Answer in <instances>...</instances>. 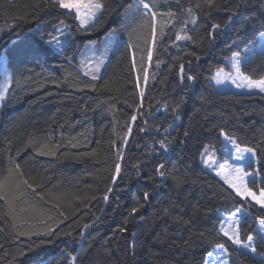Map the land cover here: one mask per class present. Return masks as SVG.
I'll use <instances>...</instances> for the list:
<instances>
[{"label": "trees", "instance_id": "trees-1", "mask_svg": "<svg viewBox=\"0 0 264 264\" xmlns=\"http://www.w3.org/2000/svg\"><path fill=\"white\" fill-rule=\"evenodd\" d=\"M159 1L171 5L177 21L190 20L187 9L193 10L195 27L188 23L181 33L190 40H176L178 24L163 28V37L156 27L153 46L150 15L141 9L123 19L137 0H103L104 19L89 30L65 9L44 11L33 6L34 0H0V83L11 77L0 108V176L19 165L34 186L42 182L43 188L35 194L27 190L24 198L48 210L43 219L53 217L47 225L37 219L20 226L18 220L13 229L0 214V264H70L72 255L77 264H198L218 242L233 252L220 227L222 215L228 216L239 198L229 196L231 190L200 161L205 146L223 147L224 131L256 153L260 182L250 187L258 193L264 181V94L220 92L212 84L219 69L229 71L227 62L236 55L246 57L245 75L264 77V54L258 49L262 40L264 45V0H215L219 10L206 0ZM233 11L239 15L229 24ZM60 20L72 38L58 51L48 41ZM171 20L160 16L163 25H172ZM216 24L222 27L213 29ZM115 28L125 29L121 44L102 77L92 80L79 66L82 48ZM165 138L172 141L168 152L159 144ZM44 144L54 154L37 155ZM117 162L121 173L113 184ZM159 163L165 164L163 178L155 171ZM108 187L113 192L105 201ZM145 192L149 200L143 199ZM37 194L46 200L62 195L67 202L46 204ZM56 203L68 219L58 216ZM141 203L144 207L132 215ZM5 210L0 201V213ZM244 210L241 239L252 234L259 255L233 252L229 264H254L264 257L258 233L264 210L256 205ZM49 225L55 229L50 235L16 234L43 233Z\"/></svg>", "mask_w": 264, "mask_h": 264}, {"label": "snow or ice", "instance_id": "snow-or-ice-1", "mask_svg": "<svg viewBox=\"0 0 264 264\" xmlns=\"http://www.w3.org/2000/svg\"><path fill=\"white\" fill-rule=\"evenodd\" d=\"M179 2V0H177ZM206 4L209 8L216 7L217 10L218 6L215 3V0H206ZM33 6L37 9H41L44 11H47L49 7H57L59 9H67L69 12H75V19L79 21V27L87 29L89 25L91 27H96V24L101 22L103 17V12L105 10V3L103 0H34ZM156 4L153 2L151 5L146 2V0H138L135 5L130 4L128 6L129 10H135L137 12H141V9L143 11L141 12L144 16H151L152 20V26H151V35H152V44L155 46L157 31H156V21L157 16L160 14L167 15L168 17L172 18L171 24H178L180 26V32L176 33V40H190L191 37L188 35H182L181 33L184 32L185 27L188 23H191L192 25H196L197 20L195 15H193V10L191 8L187 9V15L191 17L190 20L188 19H181L177 21L175 18L177 16L176 12L168 11L166 13H159L156 9ZM199 7V5H197ZM183 12V8L181 9ZM239 13L237 11H233L231 13V16L229 17L228 23L231 24L233 22V19L237 17ZM95 21V23H93ZM63 27H60V26ZM170 24H165L164 27H169ZM227 25H225L226 27ZM56 32L63 33L64 29L68 26L65 25V22L63 20L59 21L58 25L53 26ZM213 29H218L222 27L219 24L213 25ZM51 35V34H50ZM159 35L163 37L165 35V32L163 29L160 31ZM112 36V33H109V37ZM49 44L55 43L56 45H60V37L56 36L53 40L48 41ZM262 54H264V47L261 49ZM152 58V51L151 49L148 50V59L151 60ZM254 57H249V62H251V59ZM199 59V57H197ZM69 60L71 58L69 57ZM106 61V56H101L99 60L94 64L88 65V70L84 72V75L91 76L92 80L98 79V74L101 71V68L104 66ZM4 62V57L2 54H0V63ZM84 62H82L83 66ZM231 66L234 72H230L228 74L222 75L223 70L219 69L215 76L212 77V80L215 81L216 85H221L225 81H230L232 84H234L237 88L244 87L248 91L252 90H258L260 93H264V77H261L259 79H253L249 77L248 75H245L242 71V60L241 57L238 55L232 57ZM180 72H184V66L183 64L180 66ZM183 78V77H182ZM188 80L193 81L195 77L193 75H187L186 77ZM145 82H147V72L145 71ZM8 92V86L5 85L2 89H0V101H3L5 99V95ZM141 96H143V92H141ZM133 121L136 120V116L133 115L131 117ZM179 119V117H177ZM141 132L145 131L144 128L140 129ZM131 132V129L129 128V133ZM187 135V133H185ZM221 136L224 137V140L231 144L234 148V158L237 161H244L246 159V154L250 157H255L256 153L252 148H241L237 142L236 139L233 136L228 135L224 131H221ZM125 144L127 143V140L124 141ZM115 144V142H113ZM172 143V141L167 140H161L159 142L160 148L163 149L164 152H168L170 150L169 145ZM49 145L44 144L40 146L37 149V155H52L53 152L49 151ZM215 147L212 145L205 146L203 149V152L201 153L202 156V162L206 167H211L216 161H215ZM89 155H93L90 153ZM117 159L122 160L123 154L117 153ZM220 170L216 172V175L220 177L221 180H223L224 184L227 185L228 189H231V192L228 193L229 196H231L233 193L236 198H239V201H243V204H239L238 206L234 208V210L231 211V213L227 216L229 223L227 228H221L220 232L221 234L227 238L228 241L231 242L232 245H234L233 252H235L238 256H244L245 258H249L248 254L251 253L253 255H259L257 253V246L255 244L254 236L252 234H249L246 236V240L241 239V228L243 227V224L245 223V218L248 215V213L244 210L245 205L247 207L251 208L255 205H259L260 209H264V181H261L260 189L257 193V191H254L252 187L249 185H255L257 183L256 181V175L257 173L252 171H247L244 167H234L228 164L219 165ZM156 174L163 178L167 175L165 171V164L159 163L158 166L155 169ZM121 173V164L117 162L115 164V173L112 177V183L115 184L116 177H118ZM247 177H251V179H246ZM37 187L43 188V183H38L34 186L33 183L29 182V179L25 178L24 172L21 170L19 165H15L13 167H9L7 170L6 175L0 176V201L4 202L5 211H3L2 214L7 220H10L12 222L11 226L13 229H16L18 227L16 221H20V226H23L24 223H26L28 220H39L40 223L47 225L48 220H52V216H47V219H43L45 216V213L48 211L47 209L40 206L38 203H33L32 201L24 198L27 195V190H30L31 193H37ZM113 192L112 187H108L107 191L103 194V199L107 201L109 199V194ZM39 195V194H37ZM151 194L148 192H145L143 195L144 200H149ZM24 198V199H22ZM95 198V197H93ZM76 199H79V197H76ZM39 200L43 201L44 203H51L53 200L55 201H61L65 200V197L62 195H56L51 194L49 199H45L43 195H39ZM65 202H67L65 200ZM53 207L58 209V216L63 217L64 219H68L69 217L65 214L63 210L60 208V204L56 203L53 204ZM144 207V204L141 203L138 205V207H134L131 209V214L135 215L141 208ZM17 208H19V211L17 212ZM165 214L168 213V209H164ZM23 213H28L29 217L24 218L22 216ZM143 219V216L140 217ZM63 222V221H60ZM259 223L261 225L262 230H264V218H261L259 220ZM85 227H88L85 225ZM32 228H35V225H32ZM55 229L51 227L50 225L47 226L46 231L42 233V230L35 229L28 233L25 232H17V235H40V234H47L50 235L54 233ZM121 232L127 231L126 228L122 227L120 229ZM65 235L71 236V233H65ZM133 237L137 235L136 232H133L131 234ZM261 244L264 245V239L261 240ZM2 247V245H0ZM214 248L217 253L219 252H225L228 254L229 257L232 256L233 252H229L228 248L224 243H216L214 245ZM213 251H208L205 258L198 262V264H215V261L211 258H213ZM78 257L75 255H72L70 258V264H77ZM224 264H228V261H224ZM254 264H264V257L259 259L258 261H255Z\"/></svg>", "mask_w": 264, "mask_h": 264}, {"label": "rangeland", "instance_id": "rangeland-1", "mask_svg": "<svg viewBox=\"0 0 264 264\" xmlns=\"http://www.w3.org/2000/svg\"><path fill=\"white\" fill-rule=\"evenodd\" d=\"M146 2H148L150 5L153 2H155L157 8L160 9L159 13H166L168 11H173L171 8V5L169 3H166V2L160 3L159 0H146ZM65 10L67 12H69L67 9H65ZM129 12L123 16L124 20H127L128 16H130V18L134 17V15H136V13H137V11H135L134 9L130 10ZM69 13L75 14L74 11L69 12ZM162 15L163 14H160L157 16L156 27L158 28V30H159V28H161V29L165 28L163 23L160 21V16H162ZM77 23L79 25L78 20H77ZM93 23H95V21H93ZM65 25H67V24L65 23ZM174 25L175 24H172L171 26H169L167 28H172V27H174ZM191 26L195 27L194 25H191ZM44 27H45V25H41L38 28V30H42ZM60 27H63V26L61 25ZM90 28H91V25H89V27L87 29H85V28H82V29L83 30H89ZM124 31H125V29L122 30V28H119V29L115 28L109 32V33H112L111 37H109V33H108L105 36H103V38H101V39L88 42L82 48V51L79 55V63H80L79 66H80L81 70L83 71V73L88 70L89 64L94 65L99 60V58L101 56H106L105 64L101 68L100 73L98 74L99 78L102 77V75L105 73L108 66L110 65L111 60L113 58V55L116 53L119 45L121 44L120 42H121V38H122ZM56 36L60 37V45L58 46L55 43H52L51 45H52V47H54L58 51L65 49L69 45V42L71 41V38H72L71 32L68 30V27L64 29L63 33L56 32V30H55V34L51 35L49 40H53L54 37H56ZM262 42H263V40H262ZM262 42H261V45L258 47L259 50H261L262 47H264V45H262ZM246 53H247V56L251 55L250 51L246 52ZM239 57H241L242 64H243L246 60V57H244V56H239ZM231 61H232V59H230L227 62L228 67H229V71L223 70L222 75L228 74L230 72H234V70L232 69V66H231ZM82 62H84L83 66H82ZM88 77L91 78L90 75H88ZM10 84H11V77L8 75L5 79H3L2 83H0V89H2L5 85H7L9 87ZM212 84L214 85L216 90H218L220 92L232 91V92H236L238 94H264V93H260L258 90H252L250 92L244 87L237 88L230 81H225L223 84L218 86V85H216L215 81L213 80ZM5 98H6V95H5ZM5 100L6 99H4L3 101H0V108L4 104ZM215 161L216 162L211 167H206L204 165V163L202 162V158H201L200 164L205 169H207L210 173L215 175L218 179H220V177H218L216 175V172L220 170L219 165L228 164V165H231L234 167H244L247 171H252V172L257 173L255 178L260 182V178H259L258 172H257V164L258 163H257L256 155H255V157H250L246 154V159L244 161H237L234 158L233 146L231 144H228L224 140V137H223V147L220 150L215 151ZM250 168L252 170H250ZM246 179L250 180L251 177H247ZM221 181L223 182V180H221ZM256 206L259 207V205H256ZM222 216H223V223L220 227V230H221V228H227L229 223H231L230 221H228L227 216H224V215H222ZM258 233H259V236L261 237V239H264V230H262L260 223L258 226ZM254 240L256 241L255 238H254ZM213 253H214V255H213V258H211V259H213L215 261V264H224V261H228V264H229V256L227 253H225V252L217 253L215 248L213 250ZM249 254H251V253H249ZM251 255H253V254H251Z\"/></svg>", "mask_w": 264, "mask_h": 264}]
</instances>
